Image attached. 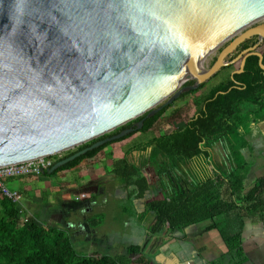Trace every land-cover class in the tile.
Returning a JSON list of instances; mask_svg holds the SVG:
<instances>
[{"label":"water","instance_id":"obj_1","mask_svg":"<svg viewBox=\"0 0 264 264\" xmlns=\"http://www.w3.org/2000/svg\"><path fill=\"white\" fill-rule=\"evenodd\" d=\"M263 21L264 0H0V168L96 141L54 175L142 131L233 65L237 46L264 42ZM256 49L232 79L252 56L264 70Z\"/></svg>","mask_w":264,"mask_h":264},{"label":"trees","instance_id":"obj_2","mask_svg":"<svg viewBox=\"0 0 264 264\" xmlns=\"http://www.w3.org/2000/svg\"><path fill=\"white\" fill-rule=\"evenodd\" d=\"M259 61L249 57L242 74L200 96L195 102L194 116L182 126L133 147L129 152L143 154L140 167L126 159L117 164L114 173L130 190L131 198L146 199L151 192L154 194L139 216L142 222L152 221V240L162 235L183 238L190 227L208 223L205 231L217 230L228 249L226 257L220 260L231 264L243 262L245 219L264 216V179L253 184L245 176L244 158L247 137L264 121V70ZM204 89L205 85L188 95ZM246 106L251 108L245 110ZM170 108L165 107L147 119L142 131L121 141L160 127ZM115 143L88 153L57 173L77 168ZM219 144L229 153L231 169L217 159L215 151ZM73 154L69 152L67 157ZM147 165L154 170L158 188L143 173ZM69 232L41 226L32 219L24 221L19 206L0 197V264H151L144 247L132 246L127 254L117 258L81 255ZM133 256L139 258L133 261Z\"/></svg>","mask_w":264,"mask_h":264},{"label":"crops","instance_id":"obj_3","mask_svg":"<svg viewBox=\"0 0 264 264\" xmlns=\"http://www.w3.org/2000/svg\"><path fill=\"white\" fill-rule=\"evenodd\" d=\"M247 141L248 147L244 151L245 176H248L254 184L264 179V121L251 131ZM126 143L127 140L109 146L96 158L84 161L75 169L65 170L54 175L44 174L39 177H27L8 182L12 190H16L22 195V202L19 205L22 217L35 220L37 223L39 221L42 223L40 225L44 227L69 230L72 225L64 223L65 216L60 201L67 197L81 196V199L90 197L91 203L88 205V209L82 213L87 215L84 218H89L94 216L97 211L105 212L104 208L97 203V198L107 194L108 197H112L108 191L112 184L115 185L116 190H124L126 198L133 201L135 217L140 220L139 215L146 210L147 198H131L130 190L118 180L114 173L117 164L125 159L126 152L124 153L123 146ZM218 148L220 147L218 146ZM216 155L219 162L225 163L230 169L232 168L227 151L223 156L217 153ZM149 167L151 166L149 165ZM83 196L85 198H82ZM207 225L208 223H203L190 227L186 231L185 237L179 239H170L166 235L155 237L152 240V249L145 254L153 256L152 264H231L230 261L220 260L226 257L228 249L217 230L205 231ZM100 227H102V221H95L92 226L93 229ZM87 235L85 242L87 245L81 247L85 249L86 253L104 254L114 258L124 256L132 246L141 248L146 244L145 240L141 245L129 246L120 254L119 252L112 254L116 251L115 246L108 244L104 248L101 240L94 239L97 237H91L92 234L90 236L87 233ZM242 239L244 259L241 264H264V216L255 215L245 219ZM102 248L106 249L105 253L100 252ZM138 258L139 256H133L132 259L136 261Z\"/></svg>","mask_w":264,"mask_h":264},{"label":"rangeland","instance_id":"obj_4","mask_svg":"<svg viewBox=\"0 0 264 264\" xmlns=\"http://www.w3.org/2000/svg\"><path fill=\"white\" fill-rule=\"evenodd\" d=\"M264 23L261 22L260 24ZM210 66L207 70H209ZM233 74V70L230 68H224L221 70L214 78H212L208 83L205 84V89L197 94L188 95L183 99L177 100L173 103L166 115L163 117L164 123L157 129L149 132L138 133L137 135L129 138L125 146H123L124 153L129 149L152 140L160 134L170 133L176 128L183 125V122L194 116L196 112L195 102L202 95H206L213 88L225 84L229 81ZM183 96V95H182ZM181 96V98H182ZM170 107V106H169ZM251 107L246 106L245 110ZM178 110H180V113ZM122 142V141H120ZM220 148L217 149L216 153L223 156L225 154V149L221 144L218 145ZM73 150L71 152H74ZM143 173L148 179L149 183L155 188H158V179L154 174V170L148 165L144 168ZM35 184V183H34ZM111 189L108 190L112 197L109 195H102L97 198V203L104 208L103 212L97 211L94 216L89 218H84L87 215L82 213L88 209V205L91 203V198L81 199L80 197L72 198L67 197L60 201L62 206V212L65 216L64 223L71 224L72 228L69 229L70 237L73 243L76 245L78 252L81 255H94L90 252H85L84 245H87L86 239L88 237L87 233L92 234L91 237L96 240H101L104 248L109 244L113 245L115 248L114 253L120 254L121 251L127 249L131 245H141L146 239L145 226L141 221L135 217V210L133 201L126 198L124 190H116L115 185H110ZM152 193L148 194L146 201L152 199ZM59 197V196H57ZM61 198V197H60ZM144 202V201H143ZM144 204V203H143ZM36 213V212H35ZM38 215V214H37ZM95 221H102V227L98 229H93L92 226ZM39 224H42L38 221ZM74 227V228H73ZM94 231V232H92ZM85 233V236H84ZM83 234V235H81ZM114 242V243H112ZM106 249H101V253H105ZM104 255V254H103ZM148 261L152 264L153 256L146 254Z\"/></svg>","mask_w":264,"mask_h":264},{"label":"built area","instance_id":"obj_5","mask_svg":"<svg viewBox=\"0 0 264 264\" xmlns=\"http://www.w3.org/2000/svg\"><path fill=\"white\" fill-rule=\"evenodd\" d=\"M67 153L58 154L53 157H46L37 159L34 161L20 163L10 166H5L0 168V197L8 199L18 206L22 202V195L16 191L12 190L8 182L16 179H22L27 177H39L44 175L49 171L58 161L65 158ZM82 198H85L84 196ZM22 215V212L20 211ZM24 221L25 219L22 217Z\"/></svg>","mask_w":264,"mask_h":264},{"label":"flooded vegetation","instance_id":"obj_6","mask_svg":"<svg viewBox=\"0 0 264 264\" xmlns=\"http://www.w3.org/2000/svg\"><path fill=\"white\" fill-rule=\"evenodd\" d=\"M259 40V38L257 37H253L250 38L248 40H246L245 42H243L242 44H240L239 46H237V48L235 49V51L233 52V54L229 55L226 59L227 63H233V65L229 66L228 68L232 69L233 72L240 70V66L242 61L244 60V58L250 53L251 50H253L255 47L258 46V51H260L261 53L264 52V42H261ZM231 42L227 43L226 45H224V47L220 48L219 50V54L217 55L216 59L214 60L213 64L216 62V60L218 59V57L220 56L221 52L230 44ZM212 64V66H213ZM193 82H190L188 85H192ZM187 95H183L181 99L185 98ZM145 125V124H144ZM131 126L127 127L130 128ZM125 128V129H127ZM121 131H119L120 133ZM125 141V140H124ZM120 142V141H119ZM123 142V141H122ZM92 145V144H91ZM132 149V148H131ZM131 149H129L126 154H125V159L131 163L134 167H140L142 162V156L143 154L138 152V151H133L129 152ZM73 153V152H72ZM74 153H76L74 151ZM68 156V153L66 154L65 158ZM149 166V165H148ZM152 168V167H150ZM144 170V169H143ZM124 185V184H123ZM128 192V191H127ZM130 195V194H129ZM144 213V212H143ZM143 213H141L139 216H141ZM144 226H145V233H146V244L145 246H143L145 248V253L147 251H149L150 249H152V236L150 234L151 232V225H152V221H147V222H141ZM155 238V237H154ZM150 240V241H149ZM149 242V243H148Z\"/></svg>","mask_w":264,"mask_h":264}]
</instances>
